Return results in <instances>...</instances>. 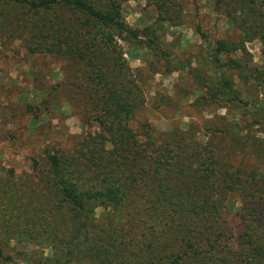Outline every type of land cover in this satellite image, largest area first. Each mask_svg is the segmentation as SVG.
Masks as SVG:
<instances>
[{
  "label": "rangeland",
  "instance_id": "374dc122",
  "mask_svg": "<svg viewBox=\"0 0 264 264\" xmlns=\"http://www.w3.org/2000/svg\"><path fill=\"white\" fill-rule=\"evenodd\" d=\"M169 1L183 20L165 29L157 22V9ZM116 5L122 22L139 35L136 41L126 34L122 40L113 38L129 71H134L143 99L131 127L148 123L158 133L176 127L195 133L191 142L212 157L216 178H240L245 184L242 200L234 194L244 189L239 185L225 194L221 224L236 237L244 224L252 225L264 245V127L252 125L238 105L201 101L204 93L188 71L198 68L206 75L201 62L207 45L219 39L237 41L239 32L214 10L213 0H116ZM153 26L157 46L168 60L152 58L142 44V30ZM102 30L81 13L61 6L34 13L0 0V246L8 257L0 264L51 260L59 250L58 237L67 234L64 210H58L52 195L47 156L79 158L84 144L99 141L103 92L92 72L104 70L101 65L112 63L116 54L105 51L99 41L103 31L110 32ZM246 49L253 65L264 68L261 42L251 41ZM149 63L163 74L153 77ZM166 69L171 74H164ZM235 88L245 98V83L237 81ZM102 212L97 209L96 218Z\"/></svg>",
  "mask_w": 264,
  "mask_h": 264
},
{
  "label": "trees",
  "instance_id": "16d2710c",
  "mask_svg": "<svg viewBox=\"0 0 264 264\" xmlns=\"http://www.w3.org/2000/svg\"><path fill=\"white\" fill-rule=\"evenodd\" d=\"M7 1L34 13L56 6L81 13L93 25L110 31L102 30L99 41L105 51L116 53L112 63L101 65L104 70L92 72L103 92L98 143L91 146L95 140L91 139L84 144L79 158L47 156L52 195L58 210H64L67 234L58 237L59 250L53 259H28L27 264H264V245L254 226L244 224L243 233L236 237L220 222L225 194L239 185L244 189L234 194L241 200L246 195L242 180L216 178L212 157L191 142L195 133L177 127L158 133L148 123L131 127L143 99L134 71H129L113 38L122 40L126 34L136 41L139 35L122 22L116 0ZM213 7L239 32V38L209 43L201 62L206 75L198 68H188L189 74L204 93L201 101L238 105L252 125L264 127V68L253 65L246 49L247 43L259 40L264 66V0H213ZM157 11L163 28L181 25L183 19L170 1ZM197 32L206 38L199 28ZM140 38L152 58H170L157 46L154 26L145 27ZM149 65L153 77L163 74ZM237 81L245 83V98L235 88ZM97 209L103 211L100 218L95 216ZM0 259L8 260L1 246Z\"/></svg>",
  "mask_w": 264,
  "mask_h": 264
},
{
  "label": "crops",
  "instance_id": "0c3cea01",
  "mask_svg": "<svg viewBox=\"0 0 264 264\" xmlns=\"http://www.w3.org/2000/svg\"><path fill=\"white\" fill-rule=\"evenodd\" d=\"M169 28H171V29H172V27H169ZM167 35H170V32H169V30H168V32H167Z\"/></svg>",
  "mask_w": 264,
  "mask_h": 264
}]
</instances>
